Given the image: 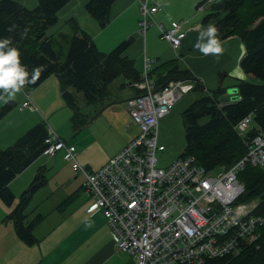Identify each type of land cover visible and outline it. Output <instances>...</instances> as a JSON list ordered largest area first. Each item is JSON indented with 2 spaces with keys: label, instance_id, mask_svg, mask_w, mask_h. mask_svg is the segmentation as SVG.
Here are the masks:
<instances>
[{
  "label": "trees",
  "instance_id": "trees-1",
  "mask_svg": "<svg viewBox=\"0 0 264 264\" xmlns=\"http://www.w3.org/2000/svg\"><path fill=\"white\" fill-rule=\"evenodd\" d=\"M68 1L37 0L34 9H27L14 0H0V40L9 39V46L19 50L20 63L29 73L28 81L32 80L33 69H43L34 83H25L24 90L25 86H39L51 75L59 79L61 96L72 111L73 122H76L80 112L75 93H81L85 104H103L108 99L111 82L121 77L124 81L121 85L131 82L130 86H133L139 82L140 72L134 68L132 60L122 56L132 37L121 41L112 50L102 52L73 18L67 21L72 35L66 54L61 58L62 45L48 31L57 22V11ZM114 1L88 0L85 8L104 27ZM206 2L202 0L197 6ZM208 10L202 23L207 27L215 25L219 40L237 34L245 46L240 67L247 78L237 80L233 86L238 98L222 102L221 98L227 94L225 88L206 90L196 77L177 69H171L169 76L155 85L158 89L171 80H181L183 76L192 81L196 96L181 112L185 145L179 156H193L206 170L230 167L245 155L247 141L264 133V0H212ZM6 96L0 89V117L16 104L13 99L2 103ZM248 114L252 115L251 124L239 133L236 125ZM203 117L207 120L200 123ZM47 136V125L42 121L30 127L13 144L0 147V199L5 204L14 200L9 183L44 152ZM45 170L43 167L37 169L5 218L13 221L17 237L25 244L38 242L33 230L43 215L37 213L31 220H25L24 210L34 193L46 184ZM238 179L244 186L239 200L254 201L252 213L264 219V167L246 164L238 173ZM258 231V239L242 247L237 255L207 259L205 264H264V222Z\"/></svg>",
  "mask_w": 264,
  "mask_h": 264
},
{
  "label": "built area",
  "instance_id": "built-area-1",
  "mask_svg": "<svg viewBox=\"0 0 264 264\" xmlns=\"http://www.w3.org/2000/svg\"><path fill=\"white\" fill-rule=\"evenodd\" d=\"M158 5L141 3L139 30L151 26ZM162 38L177 48L185 32L180 24L158 26ZM150 61L144 59L136 85L139 94L126 99V109L137 126V134L101 167L91 170L77 158L76 147L48 128L43 153L54 157L63 151L92 202L91 212L101 209L116 247L136 258V264H205L207 259L237 255L242 247L258 239L264 219L252 213L255 206L239 200L244 191L238 173L246 164L264 167V133L247 141L245 155L220 173L198 165L193 156H178L158 166L165 146L159 140V121L174 106L180 94L192 89L182 80L162 87L148 77ZM19 110L31 107L29 91ZM252 115L236 125L244 132Z\"/></svg>",
  "mask_w": 264,
  "mask_h": 264
},
{
  "label": "crops",
  "instance_id": "crops-1",
  "mask_svg": "<svg viewBox=\"0 0 264 264\" xmlns=\"http://www.w3.org/2000/svg\"><path fill=\"white\" fill-rule=\"evenodd\" d=\"M14 1L27 9H34L37 6V0ZM87 1L69 0L57 11V22L50 28L48 34H52L61 45L62 40L67 44L72 35L67 21L73 18L77 25L91 36L96 48L102 52H108L121 41L132 37L122 56L132 60L134 68L140 73L143 71L144 59L148 58L150 61L148 77L154 85L167 78L171 69L189 72L206 90L222 87L227 91L234 88L237 80L247 78L240 67L245 46L237 34L220 40L222 50L219 55H205L195 47L201 29L206 30L207 26L202 23V19L209 12L208 6L212 0H206L204 3L205 12L204 4L197 6L201 0H115L111 4L108 21L104 27L87 12L85 8ZM145 1L148 6L158 5L159 9L151 15V26L141 33L140 6ZM176 24H180V30L185 34L180 45L174 48L167 40L162 39L158 26L168 28ZM49 80H53L51 86L54 88L55 85L62 97L59 79L55 75L49 76L41 84ZM181 80L193 85L185 76ZM126 85L131 84L125 83ZM130 87L134 92L124 96V101L141 92L136 83ZM29 94L32 106L27 108L35 109V103H42L40 97L42 92L34 89ZM195 96L192 89L180 94L173 108L159 121V140L165 146V154L166 152L169 154L166 158L164 152L162 153L166 162L178 157L182 151H176L181 144V139L180 144L178 143V137L182 136V131L184 133L181 112L193 102ZM107 102L98 105V110L91 115L88 123L83 125L93 121L88 125L89 129L93 132V126H96L106 136V140L101 141L100 135L93 132L94 134L89 136L91 139L87 141L75 136L69 141V138L62 137L47 125V129H51L64 141L78 145V149L76 148L78 161L91 170L101 167L113 158L138 131L127 112L125 102L120 103L109 97ZM56 110L51 109L47 115L52 116V112ZM69 114L72 120L71 109ZM109 141H113L115 145L112 146ZM182 145L184 147L185 141ZM72 178L71 190L63 196L64 198L62 197L55 209L49 211L50 213H38V206L28 209L31 200L28 202L24 210L25 220H31L37 213L43 215V219L33 230L38 239L37 243L25 244L17 237L13 221L5 219L18 202L16 190L12 188L15 195L11 204L7 205L0 199V205L8 206L0 210V264H135L131 255L117 249L102 210L87 211L92 199L82 186L83 177L76 175ZM53 212L57 214L58 220L46 226L48 229L46 231L41 222Z\"/></svg>",
  "mask_w": 264,
  "mask_h": 264
},
{
  "label": "rangeland",
  "instance_id": "rangeland-1",
  "mask_svg": "<svg viewBox=\"0 0 264 264\" xmlns=\"http://www.w3.org/2000/svg\"><path fill=\"white\" fill-rule=\"evenodd\" d=\"M204 7L205 12L206 5ZM198 11H200V9ZM61 42H63V52L61 54V58H64L68 49V43L65 44L64 40H62ZM51 81L53 80H49V82H44L45 84H41L36 88H30L28 86H25L26 90L30 91V93L32 92V90L34 91V89H37L38 91L42 92V95H40L42 103L40 104L34 102L36 105L35 109H31L35 112L31 111L29 108L23 110L18 109L20 103L24 100V95L21 91L19 93H16V95L12 98H9L8 96L5 97L2 103L5 100L13 99L15 100L16 104L8 113L0 117V147L4 148L13 144L16 140H18L19 137L24 135L30 127H32L37 122L42 121L45 122L46 125H48L49 127L51 126L62 137L69 138V141H71L74 136L82 138V140L84 141H87L91 139L89 136L94 133L100 135L101 141L107 139L106 136L102 134V131L96 126H93L94 133L89 129L88 125L93 122L92 120V122H90L88 125L83 126L84 124L88 123L87 121L90 120L91 115H93L98 110V105H104L107 103V98L103 101V104L87 105L83 101L81 93H75V98L80 113L78 115V118L76 119V122H73L70 119L69 107L66 106L65 101L62 97H60L59 90L56 89V86L54 85V88L53 86H51ZM123 82L124 81L121 77H118L113 82H111V84L109 85V99H115L120 103H124V96H127L128 94H133L134 89L128 85H121ZM53 108L57 109L56 111L52 112L53 115H47V112H49ZM206 120L207 117H203L200 119V123H203ZM75 126L77 129L75 128ZM178 139L179 144L181 139V144L176 150L179 152L180 150H182V144L185 141L183 131L182 136H180V138L178 137ZM109 142L112 146L115 145L113 141ZM74 146L78 149V145L76 143L74 144ZM170 151H172V149H170ZM163 152L165 154V151ZM158 155V166H163L164 161L162 157V152ZM167 156H169V154L166 152L165 157L167 158ZM40 166H42L43 169H46L44 171V175L47 179V182L41 188H39L38 191L34 193L28 209H30V207L32 208L34 206H38V213L48 214L50 213V210L56 208V205L59 204L62 197L71 190L73 186L72 177H75L76 174L71 168V163L66 160L63 151H58L54 155V157L42 153L37 159L34 160L33 163L29 164L20 174H18L9 183V188L11 189L12 193V188H14V190H16L17 192L16 201H18V196L21 191L26 189L29 182H31V180L33 179L34 171H36ZM220 170L222 169L216 168L214 170V174L220 173ZM13 194L15 195V192ZM247 204L251 205L252 202H247ZM7 207L8 206L6 205H0V210H4ZM57 220L58 216L53 212L51 216H48L45 220L41 222V225H44V227H46L50 224H53ZM45 230H48L47 227ZM130 257L134 259L136 264V258L134 256Z\"/></svg>",
  "mask_w": 264,
  "mask_h": 264
},
{
  "label": "clouds",
  "instance_id": "clouds-1",
  "mask_svg": "<svg viewBox=\"0 0 264 264\" xmlns=\"http://www.w3.org/2000/svg\"><path fill=\"white\" fill-rule=\"evenodd\" d=\"M205 37H207L206 42ZM10 43L9 39L0 40V89L12 98L21 91L25 83H34L43 69L41 67L33 69L32 80L28 81L29 73L20 63V52L17 48L10 47ZM195 47L205 55H219L222 49L218 28L210 24L206 30L201 29Z\"/></svg>",
  "mask_w": 264,
  "mask_h": 264
},
{
  "label": "water",
  "instance_id": "water-1",
  "mask_svg": "<svg viewBox=\"0 0 264 264\" xmlns=\"http://www.w3.org/2000/svg\"><path fill=\"white\" fill-rule=\"evenodd\" d=\"M129 84H131V82H129ZM236 89L235 88H229L227 89V95H225L224 97L221 98L222 102H228V101H232L238 98V95L235 94Z\"/></svg>",
  "mask_w": 264,
  "mask_h": 264
}]
</instances>
